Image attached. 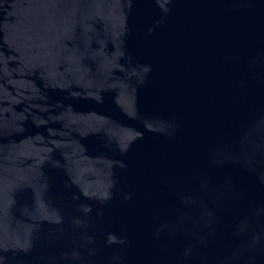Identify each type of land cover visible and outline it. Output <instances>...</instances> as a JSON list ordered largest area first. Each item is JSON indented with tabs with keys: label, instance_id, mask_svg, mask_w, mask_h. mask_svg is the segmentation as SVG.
Listing matches in <instances>:
<instances>
[{
	"label": "water",
	"instance_id": "1",
	"mask_svg": "<svg viewBox=\"0 0 264 264\" xmlns=\"http://www.w3.org/2000/svg\"><path fill=\"white\" fill-rule=\"evenodd\" d=\"M0 264H264V0H0Z\"/></svg>",
	"mask_w": 264,
	"mask_h": 264
}]
</instances>
